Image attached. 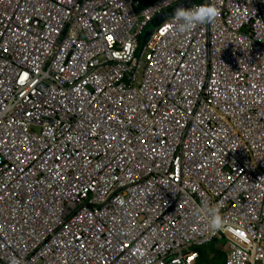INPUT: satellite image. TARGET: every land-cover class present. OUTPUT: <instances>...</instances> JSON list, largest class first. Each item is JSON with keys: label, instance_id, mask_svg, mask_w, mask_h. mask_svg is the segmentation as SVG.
<instances>
[{"label": "built area", "instance_id": "built-area-1", "mask_svg": "<svg viewBox=\"0 0 264 264\" xmlns=\"http://www.w3.org/2000/svg\"><path fill=\"white\" fill-rule=\"evenodd\" d=\"M142 2L0 0V264H264V0Z\"/></svg>", "mask_w": 264, "mask_h": 264}, {"label": "clouds", "instance_id": "clouds-1", "mask_svg": "<svg viewBox=\"0 0 264 264\" xmlns=\"http://www.w3.org/2000/svg\"><path fill=\"white\" fill-rule=\"evenodd\" d=\"M216 15V9L212 6L179 7L174 12V27L182 33L190 32L198 25L211 23ZM209 224L213 229L221 226V217L216 210L212 211Z\"/></svg>", "mask_w": 264, "mask_h": 264}, {"label": "crops", "instance_id": "crops-1", "mask_svg": "<svg viewBox=\"0 0 264 264\" xmlns=\"http://www.w3.org/2000/svg\"><path fill=\"white\" fill-rule=\"evenodd\" d=\"M222 239L225 238L219 237L214 243L204 246L196 264H246L247 256Z\"/></svg>", "mask_w": 264, "mask_h": 264}, {"label": "rangeland", "instance_id": "rangeland-1", "mask_svg": "<svg viewBox=\"0 0 264 264\" xmlns=\"http://www.w3.org/2000/svg\"><path fill=\"white\" fill-rule=\"evenodd\" d=\"M168 12H164L161 16H159V18L156 20V22L151 23L144 31V36L146 34H152L156 28L167 18L168 15L171 14L170 10H167ZM174 12V10H173Z\"/></svg>", "mask_w": 264, "mask_h": 264}, {"label": "trees", "instance_id": "trees-1", "mask_svg": "<svg viewBox=\"0 0 264 264\" xmlns=\"http://www.w3.org/2000/svg\"><path fill=\"white\" fill-rule=\"evenodd\" d=\"M154 0H143V2H142V6L143 7H146V6H148V5H150L152 2H153ZM193 1H198V0H193ZM170 11H171V14H173L174 12H173V10L175 11L176 9H169ZM165 12H168L167 10L165 11ZM170 14V15H171ZM161 16V15H160ZM169 16V15H168ZM167 16V17H168ZM159 18V16L152 22V23H154V22H156V20ZM145 31V30H144ZM146 40L147 39H145L144 38V32H143V35L141 36V42H140V44H139V48H138V50L139 51H141V49L143 48V46H144V43L146 42ZM223 241H226L225 239H222ZM215 242V241H214ZM213 242V243H214ZM202 248H204V247H200V248H197L198 249V251L200 252L201 250H202ZM202 252V251H201Z\"/></svg>", "mask_w": 264, "mask_h": 264}, {"label": "water", "instance_id": "water-1", "mask_svg": "<svg viewBox=\"0 0 264 264\" xmlns=\"http://www.w3.org/2000/svg\"><path fill=\"white\" fill-rule=\"evenodd\" d=\"M186 5H187V4H183L182 7H186ZM174 12H175V11H174ZM148 36H149V34H146V35L144 36V38L147 39Z\"/></svg>", "mask_w": 264, "mask_h": 264}, {"label": "bare ground", "instance_id": "bare-ground-1", "mask_svg": "<svg viewBox=\"0 0 264 264\" xmlns=\"http://www.w3.org/2000/svg\"><path fill=\"white\" fill-rule=\"evenodd\" d=\"M177 8H179V7H177ZM177 8H171V9H177ZM168 10H169V9H168ZM216 239H217V238H216ZM216 239H215V240H216ZM215 240H214V241H215ZM214 241H213V242H214ZM210 244H211V243H210Z\"/></svg>", "mask_w": 264, "mask_h": 264}]
</instances>
